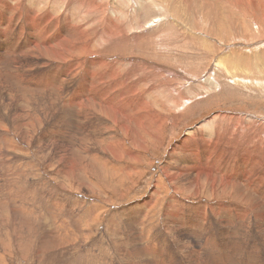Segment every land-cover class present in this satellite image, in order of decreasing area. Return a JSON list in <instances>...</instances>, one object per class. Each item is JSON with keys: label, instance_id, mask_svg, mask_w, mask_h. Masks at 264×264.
<instances>
[{"label": "rangeland", "instance_id": "rangeland-1", "mask_svg": "<svg viewBox=\"0 0 264 264\" xmlns=\"http://www.w3.org/2000/svg\"><path fill=\"white\" fill-rule=\"evenodd\" d=\"M188 1L189 0H184L180 2V4L178 3L179 1H174L175 4L171 7H169L168 4H165L170 10L166 9L165 5L163 6L161 4V6L159 4L167 13L172 14L174 17V23H172L171 26L166 28V25L164 26L165 28L159 30V37L166 38L163 41L164 43H160V47L163 48H158L157 46V48H154L157 51L165 49L166 51L163 50L162 52L165 57L162 54L154 55L153 51L145 49L142 46L147 44L145 42L146 40L143 39L151 35V33H148L145 36L138 34V44L142 49L138 48L136 49L137 51L133 48L123 50L112 49L107 52L108 57L111 55V58L113 59L111 60V58H109V60L114 62L118 59L120 60L117 62V65L122 69L120 71L123 72V77L126 78L124 72L127 71V68L128 71L129 69L133 70L134 74L138 72L135 76L139 75L137 78L140 81L138 80L137 82H140L141 87L146 85V82L148 83V80L145 79L144 75L148 70L153 71L155 76H157L158 73V82L160 81L158 86V82H155L156 85L154 89L144 93V95H148V99L152 100V102H155L156 100H164L166 98L165 100H168V103L170 102L169 105L173 106L174 103H171V99L174 96L177 98L178 94L173 95L166 92L165 89L167 87V82L171 84L174 83V86L178 89L179 93L183 94L181 97H186V99L190 101L189 104L184 105L181 119H176V124L170 123L165 125L162 134H160L158 139H155L156 143L151 146L146 143L147 149H135V145H133L135 144L134 135L131 128L128 131V135L124 137L122 136L123 132H121L119 124H116L114 127L115 129H112L114 131L107 132V134L104 135H112L110 139H105L106 141L104 140V143V141H102L103 138L100 137V135L106 133L103 131L106 127V123L107 125L110 124V121H108L109 118H107L104 113L102 114L105 116V120L104 118H98L99 113L93 114V121L95 123L97 122L98 127H103L101 131L100 129H97V131L94 129V133L90 131H94L91 129L90 120L84 123V126H79L76 117L74 114L72 115V111L69 107H66L60 102L55 103L54 108L56 111L53 115L49 107V104L51 107L52 105L49 101L53 99L52 97L54 94L53 91L48 88L39 90L42 94L37 90V94L40 95L39 97L42 99V102L41 99L38 98V95H35L36 90H33L34 93L32 90H30L31 92L28 91L25 94L26 96L24 95L19 99L20 97L18 94V97H9L7 90L9 89V85L6 84V82L2 85L3 90L0 91V264H56L57 260V264H146L145 262H147V264H191L193 262L194 264H210L211 262L213 264H264V216L261 214L260 207H258V205L256 206V204L254 205V203H249L248 205V202L242 205L234 199L232 200L226 197L219 198L216 195L211 196L208 193L209 183L211 184L214 182V184H217L216 182L221 176L222 171L225 170L226 165L231 162L227 163L225 160L221 159L218 163L219 165H217V168L220 169L221 172L213 174L210 177L211 180L206 178V171L205 173H200V176L195 172L190 171L189 174L178 175L174 181L169 178L170 175L173 176L176 173L175 171L177 167L181 166L180 164L175 165L173 163L172 165L171 163L169 155H171L173 147L178 145L183 137L188 136V130H197L199 125L213 117L217 120L223 118L227 123L233 119L236 120L238 118L237 116H239V118H243L244 121L246 120L245 124L249 123L248 127L257 123V125L255 124L250 130L252 135L248 133L249 135L247 134L243 137L246 140L244 145V141L238 142L234 139V145L231 146L230 144L228 145L227 142H224L221 149L224 151L227 150L229 156L234 155V163L239 162V166L237 164H235V166L234 164L233 166H227L229 171L240 168L243 170L244 174L245 168L243 166L251 163L247 152L251 154L253 159L252 163L254 162L256 165L255 168H257V163L260 162L262 163V169L264 170V130L261 132L258 131V128H264V6L254 7L253 5H247L251 0H232V3H225L218 0ZM207 1L209 2L207 3ZM174 2L172 1V3ZM210 10L213 12H210ZM134 11L133 14H130V17L132 18L129 17L127 20H124L125 22H120H123L126 26L131 23L133 18L136 20L134 17ZM148 18H146L145 21ZM132 22H134V20H132ZM165 29L167 30L165 31ZM153 33L155 34V37L159 39L157 33L154 31ZM163 39L164 38H162V40ZM102 48L97 47L93 51H102ZM230 51L236 52L237 54L235 55H237L239 59L243 56L250 60L252 59L251 61L248 60L252 65V71H245L236 79H233L231 75L221 77L219 73H217V69H215L217 59L221 56L224 57L225 53ZM92 56L94 57L95 55L91 54V57ZM160 56L161 58L163 56V62ZM228 56H233V54ZM41 58L47 63L46 67H42L43 72H41L48 74L52 68L55 67L56 60L53 57ZM154 59H159L156 63L153 61L155 64L158 63L159 66L152 64L153 62L151 61ZM165 59L167 60L165 61ZM71 60L72 57L64 62H69ZM133 61L137 62V64ZM239 63L240 65L248 66L247 61H239ZM124 65L126 67L125 71L122 67ZM134 65L136 66L135 70L133 68ZM211 66L214 68V71L216 70V73ZM241 67L243 69L244 66ZM157 68L159 71L156 70ZM245 68L247 67H244V69ZM239 69V72H241L242 69ZM160 70L162 71L160 72ZM212 74H214L215 78L220 80L219 84L214 87L215 89L211 88V86L198 87L196 90L193 89L194 85L199 82L204 83L205 79L213 76ZM160 77L163 79H160ZM152 84L153 83H151V85ZM11 87L14 88L15 86ZM5 90L7 94L5 93ZM163 91L165 93H163ZM209 92L211 93L209 94ZM28 93L29 96L27 95ZM44 93L45 95H43ZM46 96L49 97L47 98ZM5 97L7 98L6 100ZM36 99L39 100L40 103H44V105L42 103L40 104ZM46 99L49 102L48 104L47 102H44ZM177 99L179 100V98ZM177 99L173 101L176 102ZM179 103H177V105ZM166 107L169 108L167 105ZM26 109L27 112H25ZM39 109H41L40 112H38ZM35 112L39 114L46 113L41 124L30 117V115ZM15 114H22V118L20 117L19 122L14 116ZM218 116L221 117L217 118ZM71 117H74L73 120ZM56 120L60 121L59 124L58 122L55 123ZM119 120L121 119L119 118L118 121ZM259 121L262 122L259 123ZM15 122L19 128L16 124L13 125ZM20 122L26 123V128H20ZM51 125L56 127L59 125V132L69 135L67 137L68 139L70 138L69 141L73 146L69 148L70 151H67L65 147H62V152L60 151L58 154V149L56 150L54 148V151H50V146L54 144V141L48 142L45 147L41 146V143H43L41 135L44 131L46 132V130L50 129ZM207 130L205 128L204 132L207 133ZM257 134H259V136ZM90 135L93 138L90 137ZM57 138L63 143L61 136ZM112 138L114 140H112ZM121 141L126 148L129 147L128 153L138 152L136 156L138 159L137 161L129 158L127 151H118L116 145L120 144ZM248 142L250 143L246 144ZM192 145L193 144H191V146ZM235 145H238L237 147L239 149H235ZM249 145L251 146L249 147ZM64 146L67 147L66 144H64ZM108 146L116 149L123 157L118 159L116 157L118 153H113L111 151L104 153L102 149ZM247 147L249 148L248 150L245 149ZM17 148L19 150H17ZM191 149V152L189 153H192L197 149V146L193 145ZM97 151L102 153L100 156L101 159H92L91 153H97ZM45 152L48 155L44 154ZM5 153L6 156L4 155ZM256 153L258 156H256ZM227 154L226 158H228ZM3 155L5 157H3ZM141 157H144V159ZM73 160L75 164H73ZM256 160L257 162H255ZM102 161H105V164H102ZM93 162L104 165L107 170H102L103 168L98 169ZM252 163L249 167L252 166ZM166 165H168V167ZM170 165L173 166V169L170 168ZM68 166H73V171L70 170ZM245 167H247L248 171H250V169L252 171V168H249L248 166ZM164 170L168 171L169 175H165ZM263 170L258 171L259 173L257 172L255 174H262L264 172ZM65 171H69L70 174L65 173ZM123 171H126L129 174L127 176L116 174ZM159 174L161 176H158ZM226 175L227 173H222V176ZM250 176L245 175L244 179L248 180ZM161 178L162 182L159 180ZM178 178L179 180L177 181L176 179ZM194 178H196L197 182H195ZM241 178H243V175L238 173L236 181H243L244 179ZM206 180L209 181L207 182ZM175 181L177 182L175 183ZM183 182L185 184H183ZM188 182H190V185ZM193 182L200 185L199 193L196 192L194 187L195 184ZM172 183L176 187H173ZM165 184L167 185V188ZM154 190L157 191L154 192L155 194L153 193ZM230 194H233L232 191H230ZM170 195L175 197V199ZM253 196L256 197L255 194ZM211 197L215 199L213 200ZM170 200L174 201L171 202ZM177 200L180 202H177ZM219 200H227L225 203L232 206H227L229 208H236V210L240 207L243 210L245 208L246 213L234 217L230 211H237H228L222 206L217 207L219 206ZM169 202L172 203H170L172 207L177 206L174 208L175 211L171 209L172 207L169 206ZM156 205L160 208L156 207ZM146 207L147 210L149 209L150 211L145 210ZM211 207L213 208L211 209ZM126 208L130 212H128ZM209 209L215 210L217 216L215 214L214 216H211ZM218 210H220V213ZM187 211L191 212L188 213ZM257 211H259V214ZM154 214H157L156 216L159 219ZM139 216L141 218H139ZM199 217L203 218L200 219L203 221V227L195 228L193 224L196 221L192 220L195 218L196 220H199ZM221 220L224 223L221 222ZM236 220L241 224H238ZM230 221L232 222V225L234 224L232 226L233 228L228 226ZM172 224L177 226H173ZM183 224H186V226L184 227ZM133 225H137V227ZM170 225H172V227ZM240 225H242L241 229H244V231H241L242 235L239 234V238L229 240L226 232L236 231L241 227ZM259 225L261 226L260 228L258 227ZM179 226L180 228L178 229ZM172 229L175 230V232ZM194 229L197 230V233H195L196 230L194 231ZM200 229H203V232L200 231ZM171 232L173 233L171 234ZM260 234L263 235L261 236ZM54 236L58 237V239L52 240ZM223 240L224 242H222ZM135 241L139 244L135 243ZM182 241H187V243L183 242L186 247ZM206 241L208 243H206ZM208 244L211 245V247ZM227 245H230L229 249L225 248L228 247ZM58 246H60V249L62 248L61 251L58 249ZM213 248L215 249V252H213ZM202 251L204 253H202ZM220 251L222 252L220 253ZM216 252H218V256L215 254ZM65 254L67 256H65ZM223 255L225 256L223 257ZM148 256L150 260L147 259ZM182 256L187 260L185 261ZM149 261L152 262L148 263Z\"/></svg>", "mask_w": 264, "mask_h": 264}, {"label": "bare ground", "instance_id": "bare-ground-1", "mask_svg": "<svg viewBox=\"0 0 264 264\" xmlns=\"http://www.w3.org/2000/svg\"><path fill=\"white\" fill-rule=\"evenodd\" d=\"M172 1L173 2L174 1H176V2L179 1L178 3L180 4V2H182L184 0H0V91L3 90V86L2 85L6 82V84L9 85V89H7L9 97H18V95H19V97H20L19 99H21V97H23L30 90H32V92H33V90L34 91L36 90V93H35V95H36L39 90H43L44 88H46V89L48 88L51 91H53V94H54L53 97H52L53 99H51L49 101L51 103V105H52V107H51L50 104H49V107H50L51 112H52L53 115H54V113L56 111L55 108H54L55 103L56 102H58V103L60 102V103L64 104L66 107L67 106L69 107V109L72 111V115L74 114V116L76 117V121H78L79 126H84L85 125L84 123H86L88 120H90L91 121V123H90L91 129H93V130L96 129V131H97V129H100V131H101L103 129V127H98L97 126V122L95 123L93 121V119H92V118H94V116H93L94 113H99V117L97 116L99 119L100 118H104V120H105V116H106L107 118H109L108 121H110L109 125H107V123H106V127L104 125L105 128L103 129V131H105L106 133H103V134L100 135V137L103 138L102 141H104L107 138L110 139L112 135L111 136H104V135H106L107 132L109 133L110 131H114L112 129H115L114 127L116 126V124H119L121 132H123V135L120 132L119 133L122 136H124V137H126L128 135V131L131 128V131H132V133L134 135L135 144H133V145H135V147H134L135 149L136 148L137 149H140V148L147 149V146H146L147 144L146 143H148V145H150V146L153 145L154 143H156L155 139H158L160 134H162V131L164 130L165 125H168L170 123L176 124L175 123L176 119L177 120L181 119V116L183 115V111H184V105L189 104L190 101L187 100L186 97L185 98L181 97V96H183V94L179 93L178 89H176V87L174 86V83L171 84V83L167 82L166 83L167 87L165 89L166 92H169V94H173V95L174 94H178L177 98H179V100L177 98H175V96L172 97V99H171L172 102L171 103H174L173 106L169 105L170 102L168 103V100H165L166 99L165 97H164L165 98L164 100H160V101L156 100L155 102H152V100L148 99V95L146 96V95H144V93L146 91L154 89V87L156 85L155 82H158V80H159L158 73H157V76H155V73L153 71H149L148 70V72H146L144 74L145 75V79L148 80V83L146 82V85L141 87L140 82H137L139 80L137 78L139 75L135 76L138 72L136 74H134L133 73L134 71L131 70V69H129V71H128V68L126 69L127 71H125L126 67L124 65L122 67H123V69L125 71L124 73L126 74L125 75L126 78L123 77V74H122L123 72L120 71L122 69L120 68L119 65H117V62H119L120 60L118 59V60H116V62L111 61V60H113L111 58L112 56L110 55V57H108L107 52L112 50V49H118V50H123V49H128V48H133L134 50H136L138 48L142 49V47L138 44L139 43L138 34H142V36H145L148 33H151V35H149V36H147V37H145L143 39V40H146L145 42L147 44H144L142 46L145 49H149L150 51H153L154 55H156V54L161 55L163 50H165V49H163L162 51H160V50L157 51V50L154 49V48H157V47L159 48L161 46L160 43L161 42L164 43L163 41L166 39L165 37H162V38H164L162 40V38L159 37V35H158L159 30L161 28H165L164 26H166V25H167L166 26V28H167V27L171 26L172 23H174V17L172 16V14L167 13L164 10V8L161 7V6L162 5L164 6L165 4H168V6L171 7L173 4H175V2L172 3ZM189 1H191V0H189ZM218 1H222V2H225V3H232V0H218ZM208 2L209 1H207V3ZM122 3H124V4H122ZM159 4L160 5L162 4V5L160 6ZM184 4H186V3H184ZM247 5H251V6L253 5L254 7H262V6H264V0H251V1H249L247 3ZM165 6H166V9L170 10L169 8H167V5H165ZM134 9H135V11H134ZM133 11L135 12L134 13L135 14L134 17L136 18V20L134 18L132 19V20H134V22H132V20H131V23H129V25H126V26L123 24V22H120V21H124L125 19L127 20L130 17V14L131 13L133 14ZM210 12H213V11L210 10ZM130 18H132V17H130ZM146 18H148V19L145 21ZM164 23H165V25H164ZM166 30L167 29H165V31ZM153 31L157 33L159 39L157 37H155V34L153 33ZM167 32H169V31H167ZM163 34H165V33H163ZM97 47H101V48L104 47V48H102V51L94 52L93 50L95 48H97ZM160 48H163V47H160ZM234 51H230L228 53H225L226 57L225 56L224 57L221 56V57H219L217 59V62H216V65H215V69H217V73H219V75L221 77H224V76H227V75H231L233 77V79H236L237 77L240 76V74L244 73L245 71H250V70L252 71V69H251L252 65L248 61L250 59L246 58L244 56L241 59H239L237 57V55H235L237 53L234 52ZM138 52L140 53V51H138ZM91 54H93L95 56L91 57ZM140 54H142V53H140ZM232 54H233V56H228V55H232ZM163 56H162V58H163ZM181 56H182V54H181ZM41 57H43V58L53 57L56 60V62L54 61L55 62V67L52 68V70H51L52 72L50 71L48 74L47 73L46 74L42 73L43 72L42 67L43 66L46 67L47 63L45 61H43ZM70 57H72L71 61L64 62ZM136 57H138V56H136ZM153 57H156V56H153ZM109 58H111V60H109ZM157 58H158V56H157ZM160 58H161V56H160ZM162 58H161V60L163 62L164 58L163 59ZM157 60H159V59H154L151 62L154 61L156 63ZM166 60L167 59H165V61ZM51 61H53V60H51ZM139 61H140V59H139ZM239 61H242V62L247 61V65L248 66L240 65ZM154 62L152 63L153 65L159 66L158 63L155 64ZM134 63L137 64V62H134ZM143 63H142V65H143ZM135 65L133 67L134 70L136 69ZM105 66H107V67H105ZM170 66H172V65H170ZM241 66H244V67H247V68L244 69V67H243V69H242ZM101 67H105V68H101ZM146 67H145V69H146ZM153 67H155V66H153ZM50 68H51V66H50ZM239 68L242 69L241 72H239L240 71ZM150 69H151V67H150ZM156 70L159 71L158 68ZM95 71H96V73H95ZM139 71H140V69H139ZM161 71L162 70H160V72ZM213 71H214V68H213ZM251 73H253V72H251ZM212 75H210L212 77H210L208 79H205L204 83L203 82H201V83L199 82L198 84L194 85L193 89L196 90V88H198V87H205V86H207V87L211 86V88H214L215 86H217L219 84L220 80L215 78L214 74H212ZM166 76H168V75H166ZM215 76H216V74H215ZM244 77H245V75H244ZM160 79H163V78L160 77ZM159 82L157 83V86H158ZM151 83H153V84L155 83V84L154 85L152 84L153 85L152 86ZM11 86H15V87L12 88ZM190 90H192V89H190ZM15 91H17V92H15ZM164 91H163V93H165ZM158 92H159V90H158ZM5 93L7 94L6 90H5ZM39 93H40V91H39ZM210 93L211 92H209V94ZM40 94H42V93H40ZM27 95L29 96V93ZM43 95H45V93ZM34 96H32V97H34ZM39 96L40 95H38V98H40ZM6 99L7 98L5 97V100ZM175 99H177L176 102L173 101ZM192 100H194V99H192ZM37 101H39V100H37ZM41 101H42V99H41ZM44 102H47V104L49 103L47 101V99ZM34 103H35V101H34ZM39 103H40V101H39ZM177 103H179V104L177 105ZM42 104L44 105V103H42ZM166 105L169 108H167ZM156 107H158L159 109L156 108ZM40 111H41V109L38 110V112H40ZM25 112H27V109L25 110ZM166 112H168V113H166ZM18 113H20V112H18ZM102 113H104L105 116ZM45 114H39V113L35 112L34 114H31L30 117L33 120H35V121H37L38 123L41 124L43 122L44 118H45ZM47 115H48V112H47ZM14 116L16 117V119H18V122H19L20 117L22 116V114H15ZM118 117L121 120L118 121V119H119ZM219 117H221V116H218L217 118H219ZM237 117L238 118L236 120L233 119V120H231V121H229L227 123L225 122V120H223V118H220V119L217 120L216 118L214 119V117H213V118H211V119H209L207 121H204L201 125H199V127H197L198 129L196 128L197 130H194V129L192 131L188 130V132H187L188 136L183 137L181 142H179V144L177 143L178 145L173 147L171 155H169L172 165H173V163L175 165L176 164H180L181 165L180 167L178 166L179 168L177 167V169L175 171L176 173L174 172L175 174L173 176L170 175L169 178H170V180L173 179V181H174V179L177 178L178 175L180 176V175H184V174H189L190 171L195 172L199 176H200V173L202 174V172L205 173V171H206V173H205V175L207 176L206 178L210 179V177L213 174H217V173L221 172L220 169L217 168V165H219L218 163H219V161L221 159L225 160V162H227V163L231 162V163H228V165H226V169L222 171V173H227L226 176H222V173H221V176L219 177L218 181L217 182L215 181L217 184H214V182H212L211 184L209 183V192L208 193L211 196L212 195H216L219 198L226 197L228 199H232V200L234 199L236 202H239V204H242V205L245 204L246 202H248V205H249V203L250 204L254 203V205L256 204V206L258 205V207H260L261 214L264 216V193H263L264 192V172L262 174H259V175L255 174L258 171H262L263 170L262 169V165H261L262 163L258 162L257 163V168H255L256 165L254 164V162L252 163V160H253L252 156H251V154L249 152H247L249 154V159H250V161L252 163V166L249 167L251 165V163L245 164V166H248L249 168H252V171H251V169H250V171H248L247 167H245V166H243L245 168L244 174H243V170L240 169V168H236L235 170H232V171L230 170L229 171L227 169V166H229V165L233 166V164L235 166V164L238 165L239 162L238 163H234V161H233L234 160V157H233L234 155L233 156H229L227 154L228 153L227 150L224 151V150L221 149V147L223 146L224 142H227L228 145L230 144L231 146L234 145V143H233L234 139L236 141H238V142H243L244 141V143H243V145H244L246 140L243 137L245 135H247L248 133L251 134L250 130L254 127L255 124L257 125V123H254V125H250V127H248L249 123L248 124L246 123L247 124L246 125L245 124L246 120L244 121L243 118L241 119V117L240 118H239V116H237ZM73 118H72V120H73ZM232 118H233V116H232ZM224 119H225V116H224ZM251 120H252V118H251ZM57 122L59 124L60 121L56 120L55 123H57ZM260 122H262V121H259V123ZM15 124L17 125L16 122L13 125H15ZM98 125H99V123H98ZM202 125L205 126V127H203ZM26 126H27L26 123L20 122V128H26ZM17 127L19 128L18 125H17ZM205 128H206V130L208 129L207 133L204 132ZM10 129H11V127H10ZM59 130H60L59 125L57 127L51 125L50 129L46 130V132L44 131V133L41 135L42 138H43V143H41V146L45 147V145L48 142L54 141V144L52 146H50L51 147L50 151H52V150L54 151V148L56 150L58 149V151H57V154H58V153H60V151L62 152V147H65L67 149V151H70L69 148H71L73 146H72V144L69 141L70 138L68 139V137H67L69 135L66 134V133L62 134L61 132H59ZM262 130H264V128H261V127L258 128L259 132H261ZM90 131L93 132V133L95 132V130L94 131L90 130ZM21 133H22V131H21ZM81 133H82V128H81ZM115 133H116V131H115ZM4 134H5V132H4ZM253 135H254V133H253ZM257 135L259 136V134H257ZM60 136L62 137L61 140L63 141V143L57 138V137H60ZM93 136H95V135H93ZM96 136H97V132H96ZM26 137H29V136H26ZM90 137H92V136L90 135ZM263 137H264V135H263ZM112 140H114V139L112 138ZM94 141H96V140H94ZM105 141H104V143H105ZM249 143L250 142H248L246 144H249ZM64 144H66L67 147L64 146ZM131 144H132V142H131ZM191 144L197 146V149H195L192 153H189V152H191V150H192L191 147L193 146V145L191 146ZM116 146L118 147V151L119 152L127 151V153H128V151H129V149H128L129 147L126 148L123 145L122 141H121L120 144H118ZM237 146L235 145V149L238 148ZM250 146L251 145H249V147ZM259 146H261V145H259ZM94 148H96V147H94ZM245 149L248 150L249 148L247 147ZM245 149H244V151H245ZM17 150H19V149L17 148ZM102 150H103L104 153H108L110 151L113 152V153H118V155L116 156L118 159L123 157V156H121V154L116 149L112 148L111 146L103 148ZM50 151H49V153H50ZM145 151H147V150H145ZM7 152H9V151H7ZM63 152H65V151H63ZM231 152H234V151H231ZM6 153L4 154L5 156H6ZM52 153H51V156H52ZM137 153L136 152L128 153V157L137 161L138 160L136 158ZM44 154H46V152ZM63 154H65V153H63ZM101 154L102 153L98 152V151H97V153H91V158L92 159H94V158L101 159V157H100ZM226 154L228 155V158H226ZM237 154H239V153H237ZM4 155H3V157H5ZM46 155H48V154H46ZM169 156H168V158H169ZM256 156H258L257 153H256ZM141 158L144 159V157H141ZM2 160H3V158H2ZM56 161H57V159H56ZM141 161H142V159H141ZM168 161H169V159H168ZM255 162H257V160ZM12 163H13V161H12ZM93 163L98 169L103 168L102 170H107V168H105L104 165H101V164H99L97 162H93ZM73 164H75L74 160H73ZM102 164H105V161H102ZM167 164H168V162H167ZM166 166L168 167V165H166ZM232 166H230V167H232ZM72 167L73 166H71V167L68 166V168L73 171ZM172 167L173 166H171L170 168H172ZM174 168H176V167H174ZM160 169H162V168H160ZM133 171H134V169H133ZM142 171H141V174H142ZM65 173L70 174L69 171H65ZM164 173H165V175H169L168 171L164 170ZM238 173H241L243 175V178H241V179H244L245 175H249V176L251 175V176H250V178L248 180L244 179L243 181H236L237 177H238ZM116 174H121V175L127 176L129 173H127L126 171H123L121 173H116ZM158 176H161V175L159 174ZM183 178H186V177H183ZM194 179H195V182H197L196 178H194ZM159 180H161V182H162V178L159 179ZM176 180L178 181L179 178L176 179ZM119 181H120V179H119ZM177 181H175V183ZM125 182H126V180H125ZM157 182H158V179H157ZM184 182H183V184H185ZM168 183H169V181H168ZM188 183L190 185V182H188ZM194 184H195L194 187H195L196 192L199 193L200 185H198L196 183H194ZM172 186L176 187V186L173 185V183H172ZM203 187H205V186H203ZM166 188H167V185H166ZM155 189H157V188H155ZM230 191H232L233 194H230ZM154 192H157V191L154 190L153 193ZM159 192H161V191H159ZM259 193H261V194H259ZM200 194H201V192H200ZM254 194L256 195V197L253 196ZM257 194H259V195H257ZM170 196H172V195H170ZM216 196H214V197H216ZM164 197H165V195H164ZM218 197H216V198H218ZM173 198L175 199V197H173ZM186 200H187V198H186ZM194 200H195V198H194ZM170 201L172 202L174 200H170ZM171 202H169V206H171L170 205ZM177 202H180V201L177 200ZM186 202H188V201H186ZM225 202H227V200H219L218 201V203H219L218 205L219 206H217V207L222 206L223 208H225L228 211L236 210V208L227 207V206H231V205L230 204H226ZM173 204H177V203H173ZM157 205H156V207H158ZM162 207H163V205H162ZM171 207H169V208H171ZM175 207H177V206H175ZM175 207H172L171 209L174 210ZM194 207H196V206H194ZM158 208H160V207H158ZM165 208H167V207H165ZM212 208L213 207H211V209ZM126 210H127V208H126ZM145 210H147V207H146ZM147 211H150V210L148 209ZM218 211L220 213V210H218ZM236 211L237 212L230 211L233 214L234 217H236L237 215H244V213H246L245 208L243 210V209H241V207L238 208V210H236ZM124 212H125V210H124ZM128 212H130V211H128ZM158 212H157V214L159 215ZM190 212H188V213H190ZM257 212L259 214V211H257ZM210 213H211V216H214L215 210H210ZM255 213H254V215H255ZM170 216H172V215H170ZM175 216H176V214H175ZM179 216H180V214H179ZM179 216H178V218H179ZM139 218H141V217L139 216ZM200 219H203V218L199 217V220H196V218L192 220V221H196L193 224L195 228L196 227H200V228L203 227V223H202L203 221H201ZM230 220H232V219H230ZM240 220H241V218H240ZM259 220H260V218H259ZM221 222H223V221L221 220ZM236 222H237V220H236ZM118 224H120V223H118ZM172 225H170V226L172 227ZM233 225H232L231 221L228 224L229 227H232ZM242 225H240L241 227H239V228L237 227L238 229L236 231L226 232V235H227V237H229V240H232V239H235V238H239L238 237L239 234L242 235L241 231L242 230L244 231V229H241ZM133 226L137 227V225H133ZM173 226H177V225H173ZM183 226L185 227L186 224L185 225L183 224ZM258 227L260 228L261 226L259 225ZM179 228H180V226L178 227V229ZM131 229H130V231H131ZM173 229H175V228H173ZM227 229H229V228H227ZM195 230L196 229H194V231ZM202 230L200 229V231H202ZM130 231H129V233H130ZM132 231H135V230H132ZM173 231L175 232V230H173ZM172 233L173 232H171V234ZM195 233H197V230L195 231ZM258 233H260V232H258ZM175 234H177V233H175ZM185 234H187V233H185ZM260 235L262 236L263 234H260ZM49 236H51V235H49ZM54 239H58V237L54 236L52 238V240H54ZM145 240H146V238H145ZM224 240L222 242H224ZM183 242L184 241H182V243ZM135 243H137V241H135ZM184 243H187V241H185ZM201 243H203V242H201ZM206 243H208V242L206 241ZM137 244H139V243H137ZM209 244H210V242H209ZM60 246H62V245H60ZM60 246H58V249H60L59 248ZM209 246L211 247V245H209ZM229 246L225 247V248L229 249ZM185 247H186V245H185ZM56 248H57V246H56ZM134 248H135V246H134ZM61 249H60V251H61ZM188 249H189V247H188ZM201 249H202V247H201ZM141 251H139V252H141ZM213 252H215V249H214ZM218 252H216L215 254H217ZM221 252L222 251H220V253ZM202 253H204V252L202 251ZM181 254H182V252H181ZM55 256H56V254H55ZM65 256H67V255L65 254ZM217 256H218V254H217ZM224 256L225 255H223V257ZM141 257H143V256H141ZM185 257H187V256H185ZM196 257H198V256H196ZM191 258H192V256H191ZM147 259H149V256H148ZM183 259H184V257H183ZM57 261H56V264H57ZM163 261H164V259H163ZM167 261H168V258H167ZM259 261H260V259H259ZM151 262L149 261L148 263H151ZM159 262H161V261H159ZM145 263L147 264V262H145ZM164 263H165V261H164ZM191 264H194V262L191 263Z\"/></svg>", "mask_w": 264, "mask_h": 264}]
</instances>
